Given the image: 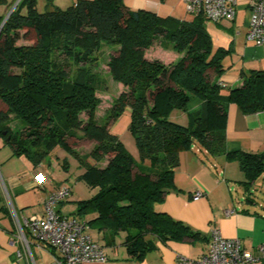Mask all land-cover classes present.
<instances>
[{
  "label": "trees",
  "instance_id": "16d2710c",
  "mask_svg": "<svg viewBox=\"0 0 264 264\" xmlns=\"http://www.w3.org/2000/svg\"><path fill=\"white\" fill-rule=\"evenodd\" d=\"M36 4L19 0L4 21L0 15V137L12 156L36 167L60 146L77 159L80 178L95 192L76 200L68 216L85 217L90 229L103 233L102 244L91 235L102 247L115 245L122 234L128 255L141 260L156 241L200 237L158 206L179 190L174 170L180 153L196 146L207 156L237 161L246 190L264 174V150L225 149L228 103L244 114L264 111V69L241 70L235 87L217 82L231 49L213 46L200 15L162 17L123 0H75L43 11ZM155 41L181 56L167 63L148 59L145 50ZM104 45L110 49L107 70L125 89L98 121L97 92L105 81L97 62ZM193 98L201 102L190 110ZM125 108L139 160L110 130ZM175 109L185 113L186 124L169 119ZM79 138L92 142L90 151L75 149Z\"/></svg>",
  "mask_w": 264,
  "mask_h": 264
},
{
  "label": "crops",
  "instance_id": "0c3cea01",
  "mask_svg": "<svg viewBox=\"0 0 264 264\" xmlns=\"http://www.w3.org/2000/svg\"><path fill=\"white\" fill-rule=\"evenodd\" d=\"M6 1V4H0V15L4 17L14 4V0ZM74 1L42 0L44 9L47 4L65 8ZM123 2L131 9H145L162 17L185 19L184 0H123ZM238 7L246 8L247 0H236L234 18L228 20L232 25L228 31L225 28L233 35L218 33L205 25L214 47L231 49V53L223 59L224 72L216 77L217 82L225 87L239 85L241 70L261 69L257 64L264 61V46L255 45L246 39L248 20L243 34L237 30ZM144 55L148 59H159L165 63L177 60L181 56L170 48L161 47L159 42L153 43L146 49ZM200 102V99L193 98L187 103V108L196 109ZM3 107L4 105L0 102V109ZM225 149L250 153L264 150V112L244 114L235 103H228L225 119ZM28 164L34 169L41 165L33 167L29 161ZM28 171L27 169L16 173L7 171L3 175L5 184L14 197L22 195L28 189L35 192L36 196L30 202L26 199H24L27 202L25 204L23 199L16 202L21 219L30 214L42 212L44 198L59 186V184L47 186L46 182L36 186L34 179L27 182L20 181L27 176ZM39 173L36 172V174ZM260 177H264V174ZM244 179L237 161H227L223 156L216 158L207 156L197 146L195 151H182L179 164L174 170V183L179 190L169 192L158 208L172 218L188 224L192 229L200 232L201 236L182 241L168 240L165 243L156 241L155 248L148 251L141 260H135L128 255L122 245L123 235L120 234L115 240V245L103 246L107 255L106 261L83 264H191L190 261L207 251L208 234L213 227H217L225 237L239 238L244 248L257 257V260L250 264H264V199L258 200L253 193L256 180L251 188L246 190L242 183ZM234 190L235 194L232 192ZM196 193L200 195L197 196ZM70 200L71 197L57 205L56 209L60 214L68 216L75 211V204L70 205ZM226 211L230 212L226 213ZM15 226L8 205L4 203L0 195V264H29L24 255L21 257L17 255L22 249L21 246L11 242ZM90 232L95 240L103 243V233L93 229H90ZM32 254L36 264H51L58 251L51 246L39 248L34 245Z\"/></svg>",
  "mask_w": 264,
  "mask_h": 264
},
{
  "label": "built area",
  "instance_id": "2783aa9c",
  "mask_svg": "<svg viewBox=\"0 0 264 264\" xmlns=\"http://www.w3.org/2000/svg\"><path fill=\"white\" fill-rule=\"evenodd\" d=\"M247 7L250 14L246 39L255 45L264 46V0H247ZM184 9L187 14L200 15L206 20H232L236 0H184ZM46 181L47 176L42 173L34 177L36 186H41ZM70 194V186L56 187L44 198L42 212L22 219L18 217L12 203H9L8 208L16 225L11 242L22 248L17 253L18 257L24 255L29 264H36L32 254V247L35 245L39 248L51 246L58 251L51 264H83L107 260L104 248L91 237L85 218L57 212V205L69 198ZM208 237L207 251L190 261L191 264H250L257 260L256 256L244 248L239 238L225 237L217 227L210 229Z\"/></svg>",
  "mask_w": 264,
  "mask_h": 264
},
{
  "label": "rangeland",
  "instance_id": "374dc122",
  "mask_svg": "<svg viewBox=\"0 0 264 264\" xmlns=\"http://www.w3.org/2000/svg\"><path fill=\"white\" fill-rule=\"evenodd\" d=\"M15 1L16 0H14L13 3H15ZM37 9L39 11L44 10L42 0H38ZM249 14V8H237L236 25L237 30H239L240 34H243L244 32ZM191 18L192 15L185 12V20H190ZM205 25L209 28H213V30L218 33H229L230 35H233L232 32H227L229 27L232 25V23L228 20H221L218 22H215L213 20H206ZM225 28H227V31L225 30ZM156 42L158 41H155L154 43ZM109 51V47L104 45L102 47V50L98 54V71L104 77L105 81V84L97 92V97H99L100 99V104L98 105V108L96 110V118L98 121H100V117L106 113V109L110 107L112 101L118 96V94L121 93V91L125 89L122 83L114 80L107 70L106 61ZM257 66L258 68L264 69V61H262L260 64H257ZM169 119L180 124L187 123L185 113L176 109L170 113ZM129 123L130 109L125 108L118 119L111 125L110 130L119 137L120 141L131 153L133 158L135 160H139V152L136 147L134 138L128 130ZM11 125L13 130H18L20 127V123L18 122V120H13L11 122ZM69 141L71 140L69 139ZM75 143V149L81 154L90 151L93 145L92 142L84 138L76 139ZM11 154V148L0 137V195L3 197V201L5 204L9 205L10 202L12 203L13 207L16 209L18 217L20 209H18L16 202L21 201L22 199H26L27 202H30L36 195L34 190L28 189L26 192H23L22 195L19 194V196L16 195L14 197V195L9 192L5 184V177H3L4 173L7 171H9L10 173H16L24 169L29 170L27 176H24L20 180L22 182H27L30 179H34L36 172H40L43 175L47 176V186L57 184H59V186H70L72 190L69 196L71 197V200L69 202L70 205H74L75 201L78 199L90 197L95 192L94 188L88 187L80 178L82 168L79 165L77 159L63 147L57 146L56 148H54L53 151L49 153L48 157L36 169L30 167V164H28V160L25 157H15L11 156ZM105 163L106 162L103 161L100 163V165H104ZM232 192L233 194L236 193L235 190ZM253 193L258 200L264 199V177H258L256 179L254 183ZM27 202H25L24 200L23 204Z\"/></svg>",
  "mask_w": 264,
  "mask_h": 264
},
{
  "label": "water",
  "instance_id": "95a60500",
  "mask_svg": "<svg viewBox=\"0 0 264 264\" xmlns=\"http://www.w3.org/2000/svg\"><path fill=\"white\" fill-rule=\"evenodd\" d=\"M18 1H19V0H16V2L13 4V6L9 9V11H8L7 15L4 17L3 21L7 18L8 14L14 9V7H15L16 4L18 3ZM2 24H3V22L1 23L0 28H1ZM3 134H5V132H3ZM9 138H10V136L8 135V136L6 137V140H8Z\"/></svg>",
  "mask_w": 264,
  "mask_h": 264
}]
</instances>
